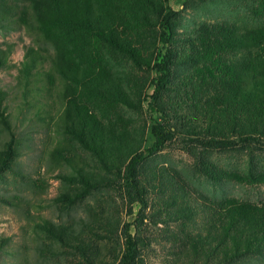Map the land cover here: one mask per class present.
<instances>
[{
	"label": "trees",
	"instance_id": "obj_1",
	"mask_svg": "<svg viewBox=\"0 0 264 264\" xmlns=\"http://www.w3.org/2000/svg\"><path fill=\"white\" fill-rule=\"evenodd\" d=\"M17 1L25 3L23 22L51 45L50 52L27 47L19 77L27 84L38 67L49 64L39 89L56 90L60 106L50 117L62 139L92 162L75 167L61 147L51 151L58 164L74 170L63 174L70 187L57 200L70 206L111 188L127 205L139 204L131 223L117 212L94 217L85 230L89 240L46 220L41 227L49 236L71 245L80 264H147L151 227L166 245L159 264H264V201L216 197L180 170L149 163L180 136L192 158L186 169L197 178L264 180V172L251 169L257 152H264V14L255 10L258 16L238 22H205L181 35L180 12L168 0ZM251 1L264 12V0ZM8 48L0 49V67ZM149 83V104L160 120L150 128L153 144L144 147L146 124L126 111H141ZM6 94L0 88V124L9 134L1 161L8 166L14 132ZM225 152L243 153L249 167L227 169L210 157ZM94 241L114 247L109 262L94 251Z\"/></svg>",
	"mask_w": 264,
	"mask_h": 264
},
{
	"label": "rangeland",
	"instance_id": "obj_2",
	"mask_svg": "<svg viewBox=\"0 0 264 264\" xmlns=\"http://www.w3.org/2000/svg\"><path fill=\"white\" fill-rule=\"evenodd\" d=\"M23 4V1L0 0V49L9 47L7 61L0 67V88L7 93L5 106L14 132V155L5 166L1 152L6 147L9 134L0 124V239L4 241L0 264H80L73 247L50 237L41 224L48 220L89 240L85 230L94 217L103 219L117 212L122 222L131 223L139 204L127 205L119 191L111 188L94 191L70 206L57 200V195L70 187L62 179L63 174L74 170L70 165L58 164L51 151L56 146L61 147L63 153L73 159L75 167L88 166L92 162L86 152L62 139L60 128L50 117L60 106L56 90L47 94L45 89H39L46 84L43 71L49 64L46 62L38 67L37 74L27 84L19 77L27 47L32 46L41 52L51 50L50 43L23 22ZM168 4L180 12L178 31L181 35L192 32L205 22H238L243 16L250 18L264 14L263 10L255 9L257 4L251 0H168ZM255 10L258 15H254ZM159 50L163 53L165 47L160 45ZM151 76L153 78L155 73ZM152 87L149 83L141 111H126L137 124H146L144 147L153 144L150 128L160 120L159 114L149 104ZM180 138L154 155L149 163L180 170L189 183L216 197L233 196L255 203L264 201V180L210 183L190 174L186 166L192 158L183 149ZM210 157L227 169L245 171L249 167L247 157L240 152L212 153ZM251 169L264 172V152H257ZM130 232H134L133 226ZM146 234L151 244L144 251L145 260L147 264H159L166 245L156 228H149ZM90 243L98 256L109 262L114 252L111 243Z\"/></svg>",
	"mask_w": 264,
	"mask_h": 264
}]
</instances>
